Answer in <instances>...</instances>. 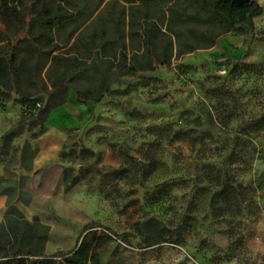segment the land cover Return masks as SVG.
Listing matches in <instances>:
<instances>
[{"label":"rangeland","instance_id":"rangeland-1","mask_svg":"<svg viewBox=\"0 0 264 264\" xmlns=\"http://www.w3.org/2000/svg\"><path fill=\"white\" fill-rule=\"evenodd\" d=\"M256 21L127 77L101 103L75 96L59 160L63 180L66 171L83 180L70 191L62 181L36 216L50 227L45 257L69 255L93 227L114 237L120 264H264V19ZM235 38L242 44L224 45ZM36 87V106L15 93L0 101V151L4 136L20 134L6 163L45 130L48 93ZM152 227L160 245L150 246Z\"/></svg>","mask_w":264,"mask_h":264},{"label":"trees","instance_id":"trees-1","mask_svg":"<svg viewBox=\"0 0 264 264\" xmlns=\"http://www.w3.org/2000/svg\"><path fill=\"white\" fill-rule=\"evenodd\" d=\"M27 1L0 0V101H9L15 93L22 105L36 106V85L42 84L48 93L41 110L45 124L54 109L69 103L71 93L81 103H101L127 76L155 72L170 67L175 58L212 49L234 30L254 29V19L263 12L256 1L238 6L232 0H96L86 14L81 3L95 0H31L30 7ZM83 81L90 83L88 90L79 89ZM45 132L46 125L36 140ZM19 135L2 138L0 157H10ZM24 146L17 161L0 159L5 173L0 176V196L7 198L0 223V264H104L100 252L114 237L93 227L69 255L45 257L50 227L38 217L26 220L19 209V204L32 203L25 191L31 177L12 171H33L38 151L29 143ZM82 180L64 172L67 191ZM157 230L151 229L155 240L150 246L164 241Z\"/></svg>","mask_w":264,"mask_h":264},{"label":"crops","instance_id":"crops-1","mask_svg":"<svg viewBox=\"0 0 264 264\" xmlns=\"http://www.w3.org/2000/svg\"><path fill=\"white\" fill-rule=\"evenodd\" d=\"M262 8L263 12L254 19L261 21L264 19V0H254ZM237 42L242 44L243 39H224V45L230 47V44ZM135 76V75H132ZM128 78L131 76H127ZM70 104L67 106L54 109L49 115V119L46 122V132L35 141L34 146L38 151L35 156L33 171L21 170L19 167L13 170L15 176H30L31 180L27 184L25 191L31 194L32 203L30 206L19 204V209L25 216L26 220L32 221L34 217L45 210L44 204H49L55 197L58 186L63 181V169L60 164V155L66 146L69 135L68 131L75 124V115L71 111L73 108H78L80 105L75 100L74 93L70 94ZM0 176H5L4 166L0 165ZM7 198L0 196V216L4 217V210L6 206ZM44 205V206H43ZM1 216V217H2ZM2 217V218H3ZM76 248V247H75ZM114 247L112 243L108 245L102 252H100L101 260L104 264H120L119 257L116 252H113ZM160 260L152 264H160ZM139 264V263H135Z\"/></svg>","mask_w":264,"mask_h":264},{"label":"water","instance_id":"water-1","mask_svg":"<svg viewBox=\"0 0 264 264\" xmlns=\"http://www.w3.org/2000/svg\"><path fill=\"white\" fill-rule=\"evenodd\" d=\"M253 1L254 0H232L233 4L238 5V6H243L245 4H249Z\"/></svg>","mask_w":264,"mask_h":264},{"label":"built area","instance_id":"built-area-1","mask_svg":"<svg viewBox=\"0 0 264 264\" xmlns=\"http://www.w3.org/2000/svg\"><path fill=\"white\" fill-rule=\"evenodd\" d=\"M221 74H222V75H226V70H222V71H221Z\"/></svg>","mask_w":264,"mask_h":264}]
</instances>
